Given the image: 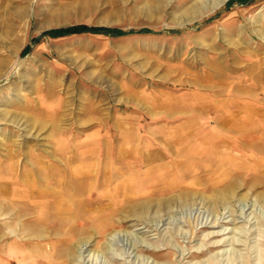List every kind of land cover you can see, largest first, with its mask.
Returning <instances> with one entry per match:
<instances>
[{
    "label": "rangeland",
    "instance_id": "1",
    "mask_svg": "<svg viewBox=\"0 0 264 264\" xmlns=\"http://www.w3.org/2000/svg\"><path fill=\"white\" fill-rule=\"evenodd\" d=\"M196 1L0 0V264H264V0Z\"/></svg>",
    "mask_w": 264,
    "mask_h": 264
},
{
    "label": "bare ground",
    "instance_id": "2",
    "mask_svg": "<svg viewBox=\"0 0 264 264\" xmlns=\"http://www.w3.org/2000/svg\"><path fill=\"white\" fill-rule=\"evenodd\" d=\"M222 1L223 0H197L195 5H197V3H199V2H203V3H207V5L210 3L211 4L210 6L214 7V6H216L217 4H219ZM26 13H27V10L24 9V8L22 9V12L18 11V10L13 12V14H17L15 16H18V17H20L21 15H24V14L26 15ZM10 33H12V32L9 31V34ZM7 34H8V32H7ZM3 41H4V39L0 40V43H1L2 46H3ZM5 65H6L5 59L1 58L0 59V69L2 67H4ZM9 122L14 124V125H17L19 128L24 126L25 131L30 129L27 125H25V122L22 121L21 119H19L17 116H14V118L11 119ZM15 170H16V168L12 166V168H10V170L7 169V171L6 170H5V172L3 171L2 180L4 182H7V183L10 182L11 184L12 183L13 184L16 183L17 182V178H18V174H17V172H15ZM72 174L78 175L77 178H76L77 181L76 180L72 181V183H71L72 186H67V189H65L63 191L62 196L66 197V198L70 194L73 197H79V195L82 193V190H83V187H84L85 183L87 182L88 179H90L87 176L88 174H86V173L81 175V176H79L80 174H82V171L80 169L75 170L74 173H72ZM70 178H72V177H70ZM131 186H132L131 185V180H126V181H124L122 188L123 189H126V188L128 189ZM222 186H223L222 189L217 191V193L215 192V195H216L215 199L214 200L211 199L210 203L212 204V206L219 205L220 202L221 203L224 202L227 198H229L231 195H233L235 193L234 192V189H235L234 187L235 186L232 183H227L225 185L223 184ZM51 195H52V197L56 196L57 198H59V194L58 193L54 194L52 192ZM190 197H191L190 194L180 193L178 195H173V196H171L169 198H165V197L164 198H160V199H158L156 201V203L154 205H152L151 202L137 203L134 206L130 207L128 212L135 219L134 221L138 222L139 220L145 219L148 216H150L152 211H154V214H156V213H159L160 210H162L164 208H168L171 205H174V204L181 205V204L185 203V201L187 199H189ZM20 199H21L20 197H11V198L7 199L8 202H9L7 207H5L6 205L3 202V200L0 199V216H7L8 214H10V215H20V212H21V205H20V202H19ZM260 199L264 201V193H262V195H260ZM152 208H154V210H152ZM204 223H207V222L205 221ZM215 223H216V221H215ZM215 223H213L212 225L215 226ZM209 224H211V222H209ZM214 233L216 234L217 232L208 233L206 236L209 237V235H212ZM80 234H82V233H80ZM214 243H218V242H213L212 245H214ZM87 244H88V242H86V241L78 240L77 245H76V246H79V247H77L78 251L81 250L83 247L86 248L88 246ZM69 247H71V246H69ZM69 247H67L68 248L67 251L63 249L64 251H63L62 255H64L65 257L66 256L69 257L68 253L73 254V252H74V245L71 248H69ZM67 261H68V259H67Z\"/></svg>",
    "mask_w": 264,
    "mask_h": 264
},
{
    "label": "trees",
    "instance_id": "3",
    "mask_svg": "<svg viewBox=\"0 0 264 264\" xmlns=\"http://www.w3.org/2000/svg\"><path fill=\"white\" fill-rule=\"evenodd\" d=\"M130 30H121L116 28H107V27H93L83 24L72 25L64 28H56L45 31L42 35H48L52 37H59L69 34H79L85 32L91 33H107L112 35H120L129 32Z\"/></svg>",
    "mask_w": 264,
    "mask_h": 264
}]
</instances>
